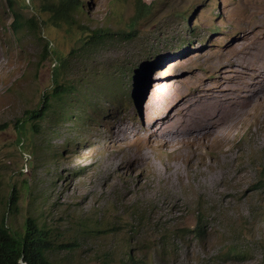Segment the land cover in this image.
<instances>
[{
  "label": "rangeland",
  "instance_id": "rangeland-1",
  "mask_svg": "<svg viewBox=\"0 0 264 264\" xmlns=\"http://www.w3.org/2000/svg\"><path fill=\"white\" fill-rule=\"evenodd\" d=\"M80 1L59 27L42 9L56 0H0V221L22 232L33 216L49 228L50 264H264V91L218 140L264 87V3ZM99 28L113 38L83 42ZM58 58L76 101L34 134L24 120L51 91ZM217 94L228 96L213 123ZM160 135L164 147L174 139L166 150L151 145ZM196 148L203 155L187 159Z\"/></svg>",
  "mask_w": 264,
  "mask_h": 264
},
{
  "label": "trees",
  "instance_id": "trees-1",
  "mask_svg": "<svg viewBox=\"0 0 264 264\" xmlns=\"http://www.w3.org/2000/svg\"><path fill=\"white\" fill-rule=\"evenodd\" d=\"M81 7L82 3L79 0H56V3L51 2L42 5L43 11L49 13L51 24L59 27L61 23L68 26L72 21L73 14L81 9ZM147 9L148 6L140 3L138 7L139 13L142 11L146 12ZM13 17L14 19L11 26L14 30L23 28L24 24L28 21L24 20L21 13L17 11H13ZM183 19H186L185 15ZM112 38L108 29L99 28L91 30L89 35H87L86 41L84 40L83 42L94 47ZM46 48L47 47H45V51H47ZM63 64L64 61L58 58L57 66H55L52 71L51 91L42 95L40 107L37 110H32L26 115L24 126L27 122H30V130L34 134L41 132L38 122L43 121L54 107H63L57 116L59 120L63 118L62 116L64 114L71 111L73 108L72 102L74 100L76 101V99L72 97V95L77 92L74 86L71 84L66 85L61 82L60 66ZM85 82L86 81H84V83ZM64 106H66L65 109ZM72 116V114H69L65 121L70 120ZM23 141L24 137L20 138L19 142L22 143ZM261 185L264 187V180H262ZM18 199L17 194L13 191L7 203L8 213L16 209ZM53 248L50 229L43 223H40L37 218L28 216L24 221L22 232L12 230L8 226L5 216L1 219L0 264H50L47 259V254L52 251ZM65 248H67V245L62 246V249Z\"/></svg>",
  "mask_w": 264,
  "mask_h": 264
},
{
  "label": "bare ground",
  "instance_id": "bare-ground-1",
  "mask_svg": "<svg viewBox=\"0 0 264 264\" xmlns=\"http://www.w3.org/2000/svg\"><path fill=\"white\" fill-rule=\"evenodd\" d=\"M261 2H263L264 3V0H260ZM262 10H264V8H261V11ZM263 42H264V37H263ZM264 54V53H263ZM262 54V55H263ZM263 57V56H262ZM262 74H263V72H262ZM263 76H264V74H263ZM263 83H264V78H263ZM263 91H264V87H261L260 89H256L250 96H247V98L244 100V101H246L248 98V101H247V103L244 105V107L231 119V120H229L226 124H224L223 126H222V130H221V132L218 134V140H219V144L220 145H223L228 139H227V137L228 136H231V135H233L236 131H237V129H238V127H239V124L241 123V122H243L242 120L244 119V116L246 115V114H248V112L252 109V108H254V106H257V105H260V100H262L263 99ZM213 94V93H212ZM216 94V93H215ZM226 94V93H225ZM208 95V94H207ZM218 95V94H217ZM211 96V95H209V97H211V100H213L214 101V103H215V106H214V108H213V110L210 112V121L212 120V122L213 123H218V122H220L221 121V118H219L218 116H221L222 114H223V109L220 107V105L223 103V102H225V100L227 99L226 97L228 96H222L221 94L220 95H218V96ZM224 95V94H223ZM201 97V96H200ZM199 97V98H200ZM207 98V96H205V97H203V98H201V99H199L197 102H201L202 100H205ZM221 99H223V100H221ZM211 100H209L208 101V103L207 104H197V106H199V108L200 109H204L208 104H209V102L211 101ZM145 108H146V106H145ZM258 110V109H257ZM256 112H258V111H256ZM206 113H207V111H204L203 113H202V118L204 119V121H205V123H208V122H210V121H206ZM261 113V112H260ZM148 114V111H147V109H146V115ZM214 116H217V117H215L214 119H212ZM248 118V117H247ZM203 121V122H204ZM244 122H246V121H244ZM247 123V122H246ZM245 123V124H246ZM199 124V123H198ZM242 125H243V123H242ZM163 136L164 135H160V138H159V140H157L156 142H154L153 144H151L152 145V147L153 148H155V147H158L159 149H163V150H166V148L167 147H169L171 144H172V142H173V140H170V142H169V144H168V146L167 147H164V146H161V144H160V140L163 138ZM201 144L203 145V149L204 150H207L208 152L210 151V150H212L213 148H207V147H205L204 146V144H203V142H201ZM203 154V152L202 151H200L199 149H193L188 155H187V159H197L200 155H202ZM168 180V179H167ZM175 183V182H174ZM166 188V187H165ZM170 188V187H169ZM163 189V188H162ZM171 190V189H170ZM169 191V190H168ZM163 192V191H162ZM164 193V192H163ZM171 193V192H170ZM174 193V192H173ZM166 196V195H165ZM173 196V195H172ZM164 197V196H163ZM176 197V196H175ZM173 200V199H172ZM174 227V226H173Z\"/></svg>",
  "mask_w": 264,
  "mask_h": 264
},
{
  "label": "clouds",
  "instance_id": "clouds-1",
  "mask_svg": "<svg viewBox=\"0 0 264 264\" xmlns=\"http://www.w3.org/2000/svg\"><path fill=\"white\" fill-rule=\"evenodd\" d=\"M80 1V0H79ZM81 2V1H80ZM82 3V2H81ZM82 6H83V4H82ZM57 62V61H56ZM57 66V65H56ZM55 67V66H54ZM141 98H142V96H141ZM139 106H140V103H139ZM144 114L146 115V111L144 110ZM141 115V114H140ZM147 116V115H146ZM56 118H57V116H56ZM62 119V118H61ZM72 119H73V116H72V118L70 119V120H67V121H65V122H71L72 121ZM60 120V119H59ZM58 120V118L56 119V123L59 121ZM59 129H60V126L58 127ZM59 129H58V132H59ZM205 152H207V151H205ZM203 155V154H202ZM262 180H264V178H262V177H260L259 178V180L257 181V184L258 185H261V182H262ZM262 187H263V185H262ZM204 227V222H202V221H200V222H198L197 223V225L195 226V229H194V231L198 234L199 232H201L202 231V228ZM22 264H24V263H22Z\"/></svg>",
  "mask_w": 264,
  "mask_h": 264
}]
</instances>
